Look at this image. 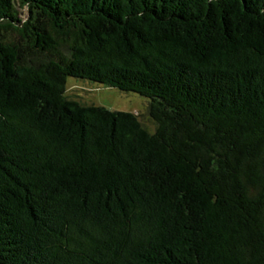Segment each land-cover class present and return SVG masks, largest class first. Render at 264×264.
I'll return each mask as SVG.
<instances>
[{
	"label": "trees",
	"instance_id": "16d2710c",
	"mask_svg": "<svg viewBox=\"0 0 264 264\" xmlns=\"http://www.w3.org/2000/svg\"><path fill=\"white\" fill-rule=\"evenodd\" d=\"M0 264H264V0H0Z\"/></svg>",
	"mask_w": 264,
	"mask_h": 264
},
{
	"label": "rangeland",
	"instance_id": "374dc122",
	"mask_svg": "<svg viewBox=\"0 0 264 264\" xmlns=\"http://www.w3.org/2000/svg\"><path fill=\"white\" fill-rule=\"evenodd\" d=\"M21 13L22 17L26 16V12ZM67 95L84 104L104 108L110 113L120 111L138 115L149 132L155 131V126L148 116V99L136 93H126L117 88L69 78Z\"/></svg>",
	"mask_w": 264,
	"mask_h": 264
}]
</instances>
